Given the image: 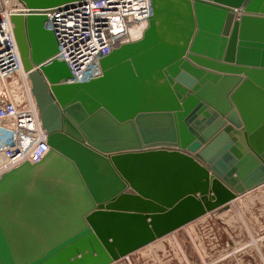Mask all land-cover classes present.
<instances>
[{"label":"water","instance_id":"1","mask_svg":"<svg viewBox=\"0 0 264 264\" xmlns=\"http://www.w3.org/2000/svg\"><path fill=\"white\" fill-rule=\"evenodd\" d=\"M151 1L84 83L11 17L49 150L0 178V264H113L264 186V0Z\"/></svg>","mask_w":264,"mask_h":264},{"label":"built area","instance_id":"2","mask_svg":"<svg viewBox=\"0 0 264 264\" xmlns=\"http://www.w3.org/2000/svg\"><path fill=\"white\" fill-rule=\"evenodd\" d=\"M31 12L45 16V28L57 42V53L47 64L65 62L71 73L66 82L84 83L101 75V57L119 48L134 28L149 21L153 7L151 0H78L31 10L18 0H0V178L25 162L38 163L49 150L11 21L14 15ZM156 242L113 264H192L181 246L170 243L171 254ZM198 254L204 263L201 252Z\"/></svg>","mask_w":264,"mask_h":264},{"label":"rangeland","instance_id":"3","mask_svg":"<svg viewBox=\"0 0 264 264\" xmlns=\"http://www.w3.org/2000/svg\"><path fill=\"white\" fill-rule=\"evenodd\" d=\"M263 237L264 186L239 197L227 212L209 214L156 244L171 254L170 243L181 246L192 264L200 258L198 251L204 263L197 264H264Z\"/></svg>","mask_w":264,"mask_h":264},{"label":"crops","instance_id":"4","mask_svg":"<svg viewBox=\"0 0 264 264\" xmlns=\"http://www.w3.org/2000/svg\"><path fill=\"white\" fill-rule=\"evenodd\" d=\"M197 260L199 261V259L197 258V259L194 261L195 264H197V262H198Z\"/></svg>","mask_w":264,"mask_h":264}]
</instances>
